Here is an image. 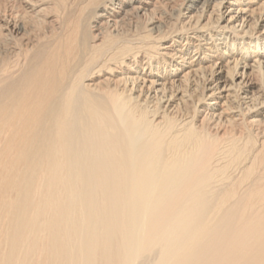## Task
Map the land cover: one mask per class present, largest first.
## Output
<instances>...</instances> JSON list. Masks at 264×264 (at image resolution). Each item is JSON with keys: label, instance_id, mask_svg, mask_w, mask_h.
<instances>
[{"label": "bare ground", "instance_id": "6f19581e", "mask_svg": "<svg viewBox=\"0 0 264 264\" xmlns=\"http://www.w3.org/2000/svg\"><path fill=\"white\" fill-rule=\"evenodd\" d=\"M0 264H264V0H0Z\"/></svg>", "mask_w": 264, "mask_h": 264}, {"label": "rangeland", "instance_id": "374dc122", "mask_svg": "<svg viewBox=\"0 0 264 264\" xmlns=\"http://www.w3.org/2000/svg\"><path fill=\"white\" fill-rule=\"evenodd\" d=\"M240 191V190H239ZM240 192H242V191H240Z\"/></svg>", "mask_w": 264, "mask_h": 264}]
</instances>
